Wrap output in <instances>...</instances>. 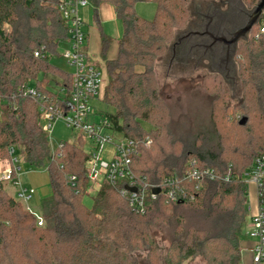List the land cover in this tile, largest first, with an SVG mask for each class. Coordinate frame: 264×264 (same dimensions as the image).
Wrapping results in <instances>:
<instances>
[{
    "label": "trees",
    "instance_id": "obj_1",
    "mask_svg": "<svg viewBox=\"0 0 264 264\" xmlns=\"http://www.w3.org/2000/svg\"><path fill=\"white\" fill-rule=\"evenodd\" d=\"M139 1L155 4L152 20L135 13ZM220 1L195 0L189 6L187 0H88L97 23V10L105 4L121 25L113 60L104 57L110 39L101 35L107 83L100 101L112 110L107 115L115 131L130 139L148 136L151 140L133 159L134 177L158 185L165 176L182 174L190 164L211 172V177L201 180L198 191L192 192L194 184H188L192 199L176 203L159 196L139 215L107 183L101 184L91 208L83 205L87 182L82 137L64 143L59 158L50 160L38 104L17 92L29 86L48 94L51 81L70 86L69 73L48 61L66 36L56 9L60 0H0V158H7L9 148H15L19 162L34 168L43 167L49 159L46 171L51 190L39 205V227L35 215L23 210L6 191V183H0V264H188L196 258L203 264H241L240 241L248 216L242 175L256 158L264 156V36H255L258 25L238 59L245 94L239 107L244 118L236 124L247 136L251 131L246 128L248 119L260 122L263 128L257 140H245L238 152L240 159H235V152L227 153L213 113L209 134L188 133L159 143L156 151L151 149L154 133L169 136L155 66L167 57L177 68L186 64L183 51L172 47L175 31L197 29L201 24L196 18L198 8L205 14ZM241 2L252 6L255 0ZM41 47L40 57H34ZM215 97L224 120L229 109L224 105L225 94ZM143 124L151 130L146 131ZM69 176L76 180L69 182ZM157 238L167 244L164 252Z\"/></svg>",
    "mask_w": 264,
    "mask_h": 264
},
{
    "label": "built area",
    "instance_id": "obj_2",
    "mask_svg": "<svg viewBox=\"0 0 264 264\" xmlns=\"http://www.w3.org/2000/svg\"><path fill=\"white\" fill-rule=\"evenodd\" d=\"M89 5L88 0H60L56 5L66 27V36L63 40L68 47L63 51L62 58L72 70L69 73L70 86L68 88L57 86L55 90L53 88L48 90V94L39 92L36 87L23 86L17 91L18 94L37 102L41 129L46 136L53 123L60 121L64 127L77 133L87 143L89 151L85 153L83 167L87 182L86 194H96L101 184L107 183L127 202L128 207L139 215L144 214L146 205L159 196H163L167 202L176 203L192 199L188 184H194L192 192L198 191L201 180L207 176L211 177L209 170H200L190 164L182 174L165 176L158 185L137 180L132 171L133 159L139 156L142 148L150 146V138L146 136L142 140H134L125 137L115 131L106 113L95 108V103L101 102L100 94L104 83L100 69L85 51L86 34L79 16V10ZM256 25L258 31L255 36H264V9ZM42 50L43 47L34 51L33 56L40 57ZM63 144L60 142L50 153V160L59 158L58 150ZM15 150L9 148L8 157L0 158V183L18 184L17 174L20 168ZM103 152L108 154L106 159L100 157ZM242 178L245 185L254 186L256 196V211L247 216L246 228L243 230V236L251 241L248 251L250 264H264V156L256 158ZM75 180L74 176L68 177L71 183ZM155 190H158L157 194ZM14 195L18 202L27 205L33 191L27 188L19 189ZM24 207L33 213L28 206ZM33 214L37 219V225L42 226L38 214Z\"/></svg>",
    "mask_w": 264,
    "mask_h": 264
},
{
    "label": "rangeland",
    "instance_id": "obj_3",
    "mask_svg": "<svg viewBox=\"0 0 264 264\" xmlns=\"http://www.w3.org/2000/svg\"><path fill=\"white\" fill-rule=\"evenodd\" d=\"M195 0H187V4L190 6ZM259 0H255L252 6H245L249 11L257 4ZM156 6L151 1H139L135 5V13L144 20L150 21L154 18ZM93 11L90 9L91 15ZM102 30L105 34H110L112 38H115L120 34L121 26L118 21L114 19L106 18L104 23L100 24ZM254 27V26H253ZM7 30V26H4ZM252 31V29H251ZM248 34L246 40H239L237 44V53L235 56V69L232 79L225 78L219 72L207 68L206 65L199 63H186L180 67L174 66L173 63L166 59L159 61L154 69L155 79L159 88V97L163 107L166 108L167 118H165L164 124L168 125L169 136H164L161 134L153 135L154 144L152 146L153 150H157L163 142L167 140H176L177 136H185V134L190 133V136H195V134L204 132L210 133L213 129L211 125L212 114L216 117V126L220 131V136L222 140L226 143L227 153L230 154L235 152V159H240L238 152L241 151V147L245 140L253 138L252 142L257 140V136L261 133L262 124L254 119H248V124L246 128L250 129V133L245 136L244 130H239L236 128V124L244 118V113L240 109V104L242 103V97L244 96V90L242 87V81L239 78V55L244 49L245 45L249 42L252 33ZM182 32L175 31V36L173 40H176ZM68 47V45L61 40L57 46V50L54 54L48 55L49 64L59 68L67 73L72 70L68 66L67 62L62 58L63 51ZM170 50V49H169ZM101 71V78L103 83L105 82V75ZM40 78V77H39ZM47 78V77H46ZM45 78V79H46ZM42 79V78H41ZM40 79V80H41ZM45 80H42L44 82ZM61 83L55 84L51 81L50 85L47 86L48 90H55L57 86ZM104 90V88H103ZM103 92V91H102ZM208 92V93H207ZM208 94H214L215 96H220L225 94L223 97L224 105L229 109L224 115V120H222L223 112L221 110L220 103H214L213 99L216 98L214 95L209 96ZM95 108L106 114H111L112 110L106 107L101 102L95 103ZM238 108V109H237ZM146 131L151 130V127L147 124H143ZM49 139V152L52 153L56 146L60 143H73L78 135L72 132L70 129L64 127L62 122L55 121L53 123L52 129L47 133ZM152 136V135H151ZM206 138L208 136H205ZM192 139L191 137H189ZM210 138V137H208ZM84 142V141H83ZM217 143V140H213V145ZM223 142V145H224ZM225 148V147H224ZM150 149V150H151ZM240 149V150H239ZM87 143L84 142V152L88 153ZM50 156V154H49ZM232 157V154L230 155ZM106 159L108 154L103 152L100 156ZM46 160L45 164L41 168H34L29 166L24 162H18L19 172L17 174L18 184L9 185L6 184V191L8 194L15 198V191L19 189L27 188L33 191L32 198L29 203L24 206H28L31 211L35 214L39 213L40 203L48 199L51 195V190L49 186L48 173L46 171ZM248 170V169H247ZM246 170V171H247ZM245 171V172H246ZM244 172V173H245ZM243 173V175H244ZM242 175V176H243ZM95 193H90L82 198V203L86 208H91L92 199ZM22 205V209L26 210ZM246 220L244 223L245 229ZM241 240H245L241 236ZM158 243H160L161 252L167 247V244L162 242L157 238ZM138 261V257L135 258ZM188 264H203L199 258L191 260Z\"/></svg>",
    "mask_w": 264,
    "mask_h": 264
},
{
    "label": "flooded vegetation",
    "instance_id": "obj_4",
    "mask_svg": "<svg viewBox=\"0 0 264 264\" xmlns=\"http://www.w3.org/2000/svg\"><path fill=\"white\" fill-rule=\"evenodd\" d=\"M201 11L203 8H198L196 18L201 21L198 28L195 30L188 28L175 40L172 47L173 49L178 47L183 51L186 63L196 60L195 63L201 62L225 78L232 79L238 42L236 44L228 42L234 32L246 22L250 11L239 0H221L207 8L205 14H200ZM205 32L223 37L225 43L215 42L210 46L211 40L204 34Z\"/></svg>",
    "mask_w": 264,
    "mask_h": 264
},
{
    "label": "crops",
    "instance_id": "obj_5",
    "mask_svg": "<svg viewBox=\"0 0 264 264\" xmlns=\"http://www.w3.org/2000/svg\"><path fill=\"white\" fill-rule=\"evenodd\" d=\"M90 9L93 11L91 5L79 10V16L83 22V30L86 34L85 51L87 52L93 63L100 70H102L103 74L105 75V82H104V87H105L107 83V77L105 72L104 60L101 54V35L103 34L110 39V44L104 54V57L106 60H113L117 56V50H118L117 43L121 37V31L118 36L112 38L110 34L108 33L105 34L102 30L100 24L104 23L106 18L114 19V21H118L115 17L113 9L109 5L103 4L98 8L97 10L98 23L95 21L94 11L92 12L93 15H91ZM245 190L247 197L248 217H249L250 215L254 214V212L256 211L255 188L252 184H247ZM243 237L245 238V240L240 241L241 264H250V255L248 251L251 247V241L247 239L245 236Z\"/></svg>",
    "mask_w": 264,
    "mask_h": 264
},
{
    "label": "water",
    "instance_id": "obj_6",
    "mask_svg": "<svg viewBox=\"0 0 264 264\" xmlns=\"http://www.w3.org/2000/svg\"><path fill=\"white\" fill-rule=\"evenodd\" d=\"M239 1L241 2V0H239ZM263 9H264V0H259L257 2V4L250 11L246 22L236 32H234V34L232 35V37L228 43L236 44L239 40H246L251 29L253 28V26L256 25L257 20L260 16L261 12L263 11ZM204 34L210 38V40H211L210 46L213 45V43H215V42H222V41L224 42L223 37H219L212 32H205ZM210 46H208V47H210ZM154 192L157 194L158 190H155Z\"/></svg>",
    "mask_w": 264,
    "mask_h": 264
}]
</instances>
